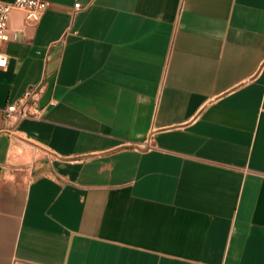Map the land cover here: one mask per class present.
I'll return each mask as SVG.
<instances>
[{"label":"crops","instance_id":"obj_1","mask_svg":"<svg viewBox=\"0 0 264 264\" xmlns=\"http://www.w3.org/2000/svg\"><path fill=\"white\" fill-rule=\"evenodd\" d=\"M44 1L0 44V105L43 84L0 113V264H264V0Z\"/></svg>","mask_w":264,"mask_h":264},{"label":"built area","instance_id":"obj_2","mask_svg":"<svg viewBox=\"0 0 264 264\" xmlns=\"http://www.w3.org/2000/svg\"><path fill=\"white\" fill-rule=\"evenodd\" d=\"M73 6L77 8L79 4L76 2ZM45 7L46 2L44 0H0V44L6 38L5 28L11 9H21L26 18L37 19ZM5 63L6 55L0 49V66H4ZM42 90V83L28 85L19 96L0 105V113L3 119L16 122L23 118L40 117L42 106L38 100ZM141 146L151 147L153 145L149 139H146L141 143Z\"/></svg>","mask_w":264,"mask_h":264}]
</instances>
